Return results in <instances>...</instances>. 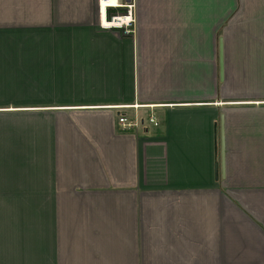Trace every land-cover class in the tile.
Wrapping results in <instances>:
<instances>
[{"label":"crops","instance_id":"crops-1","mask_svg":"<svg viewBox=\"0 0 264 264\" xmlns=\"http://www.w3.org/2000/svg\"><path fill=\"white\" fill-rule=\"evenodd\" d=\"M0 264H264V0H0Z\"/></svg>","mask_w":264,"mask_h":264},{"label":"built area","instance_id":"built-area-1","mask_svg":"<svg viewBox=\"0 0 264 264\" xmlns=\"http://www.w3.org/2000/svg\"><path fill=\"white\" fill-rule=\"evenodd\" d=\"M119 14L125 15L127 18H129V20H127L126 22H121L119 24H104L103 23V27L112 28V27L129 26L131 24L130 14H125V13L112 14L109 20H112L114 17L118 16ZM129 107L130 108L132 107L133 109H135V111H129L125 109L124 111H121L118 115V122L123 127V129H126V130L136 128L144 124V120L143 119L141 120L139 113L136 111V109L138 108V105L129 106ZM148 122L158 124L156 117L152 113L148 116Z\"/></svg>","mask_w":264,"mask_h":264},{"label":"water","instance_id":"water-1","mask_svg":"<svg viewBox=\"0 0 264 264\" xmlns=\"http://www.w3.org/2000/svg\"><path fill=\"white\" fill-rule=\"evenodd\" d=\"M128 2L131 0H127ZM223 42H220V73L221 77H223ZM225 159H226V154H225V136H224V128H223V121H222V129H221V161L220 163H216V169L218 170L219 164L222 168V172L225 171Z\"/></svg>","mask_w":264,"mask_h":264},{"label":"bare ground","instance_id":"bare-ground-1","mask_svg":"<svg viewBox=\"0 0 264 264\" xmlns=\"http://www.w3.org/2000/svg\"><path fill=\"white\" fill-rule=\"evenodd\" d=\"M129 20L125 15L119 14L118 16L114 17L112 20H107L106 16L103 14V22L105 24H119L121 22H126Z\"/></svg>","mask_w":264,"mask_h":264},{"label":"rangeland","instance_id":"rangeland-1","mask_svg":"<svg viewBox=\"0 0 264 264\" xmlns=\"http://www.w3.org/2000/svg\"><path fill=\"white\" fill-rule=\"evenodd\" d=\"M146 117H147V116H146ZM146 117H145V118H146ZM147 122H148V121H147Z\"/></svg>","mask_w":264,"mask_h":264},{"label":"trees","instance_id":"trees-1","mask_svg":"<svg viewBox=\"0 0 264 264\" xmlns=\"http://www.w3.org/2000/svg\"><path fill=\"white\" fill-rule=\"evenodd\" d=\"M110 18V17H109Z\"/></svg>","mask_w":264,"mask_h":264}]
</instances>
